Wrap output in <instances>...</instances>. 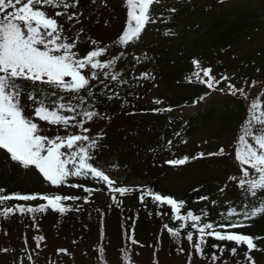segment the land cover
Wrapping results in <instances>:
<instances>
[{
  "label": "trees",
  "instance_id": "16d2710c",
  "mask_svg": "<svg viewBox=\"0 0 264 264\" xmlns=\"http://www.w3.org/2000/svg\"><path fill=\"white\" fill-rule=\"evenodd\" d=\"M106 5L105 7L104 0H97L96 4L92 0H79L78 9L71 10L83 13L79 17V23L75 20L68 21L66 17L58 18V22L64 26L66 35L69 31L75 35L80 28L84 29L78 45L79 48L81 44H85L81 55L86 54V50L91 47L87 38L100 30L99 27L105 26L111 32L110 39L105 44L110 46L106 58H111L120 51L125 52V58L117 63L115 71L127 83L121 84L103 76L101 79L105 83L91 82L95 95L88 103L93 104L103 117L110 119L94 118L85 126L90 128V135L93 137L103 132L99 146L93 152V165L105 171L110 179L109 173H128L129 179L139 180L140 183L126 185L112 179L115 182L113 187L133 189L121 195L110 192L105 183L98 182L91 176L70 177L68 184H81L83 187L73 188L64 184L55 186L51 191L49 182L42 174L37 173L33 167L18 165V162L11 160L10 154H6V150H0V189H4L0 194L56 193L88 198L87 202L83 199L66 202L72 208H81L80 211L59 214L49 209L38 214L39 231L31 226L29 215L21 216L17 213L6 219L0 216L1 234L16 238L22 236L21 253L13 254L15 248L8 246L9 251L5 256L9 264H32L27 259L28 254L33 256L35 262L33 236L43 235V242H46L53 234L65 238L68 248L82 251L94 264H107L109 250L106 237L110 233L115 234L120 241L123 264H137L134 257L141 251L149 252L153 257H157L160 251L185 254L188 257L191 249L183 236L186 231L191 230V222H188L189 227L181 233L183 251L179 252L177 243L163 229V225L176 228L183 222L175 219L170 206L159 205L150 195L146 194L141 203V189L145 193L152 189L161 195H172L177 200H184L185 206L181 214H186L188 210L200 214L199 210L207 209L208 219L213 221L219 219L220 211L226 210V202L230 201L236 206L241 204V192L237 187L232 186L230 190L227 187L224 193L219 191L232 182L229 180L230 176L237 175L233 153L191 159L197 156L191 152L188 155L189 161L179 166L170 165L166 161L183 157L177 155L178 151L174 148L178 139L177 132L184 139L213 120L222 125L221 131L237 125L241 118L246 120L247 102L227 90H209L206 85L199 83L193 75L197 72L193 60L198 59L203 68L211 67L217 78L228 75L237 87H251L253 80L257 81L256 85L264 84V0H161L150 9L156 23L147 25L140 37L129 45L114 44L127 27L126 0H106ZM172 8L177 11L172 13ZM50 14L54 12L50 10ZM149 34L152 35L150 40ZM135 56L140 57L139 62L133 59ZM144 72L154 78L140 79ZM189 77L192 78L191 83ZM218 87L226 89V84L222 83ZM163 88L171 92L169 96L164 95ZM25 89L39 93L37 99L48 97L45 101L48 105H51L53 99L58 100L60 97H64L63 102H67L77 94L40 82L34 85L27 82ZM114 93L119 95L115 96ZM78 94L86 95L83 91ZM109 95H113V99H108ZM258 95L264 96V87ZM200 96H205V99L199 100ZM21 99L24 106L33 111L35 105L27 96H22ZM156 100L162 103L156 104ZM189 107H193V112L185 114L184 110ZM114 136L121 139V145H117ZM168 141L172 143L169 144ZM149 147H152L151 152ZM160 157L169 159L164 164H159L157 160ZM170 177L182 179L184 187L176 190L174 182L163 184ZM84 188L99 190L89 194ZM113 195L121 201L119 206L112 199ZM101 196L106 199L99 200ZM200 196H208L209 200H199ZM220 196H225V199H219ZM211 200H217L218 204L213 206ZM41 202L43 201L37 200L30 204L38 205ZM15 203L25 202L12 200L5 202L3 206L10 207ZM248 223L249 227L238 231L264 236V215ZM25 236L28 238L27 245L24 243ZM133 236L136 244L131 243ZM214 243L220 242L209 237L205 248L209 259L212 252L220 256L219 251L211 247ZM257 243L258 247L264 248V242ZM231 246L228 244V248ZM100 247H103V253L99 252ZM25 248L28 249L27 253ZM124 250L128 252L127 262ZM246 250V247L238 249L235 257L226 250L216 262L228 260V263L234 264V261L240 260L244 264L243 251ZM251 255L255 264H264V251L253 250ZM195 257L201 256L192 251V259Z\"/></svg>",
  "mask_w": 264,
  "mask_h": 264
},
{
  "label": "snow or ice",
  "instance_id": "6c2138e0",
  "mask_svg": "<svg viewBox=\"0 0 264 264\" xmlns=\"http://www.w3.org/2000/svg\"><path fill=\"white\" fill-rule=\"evenodd\" d=\"M93 4L97 0H92ZM161 0H126L127 6V27L123 34L114 42L117 45H129L137 40L140 34L149 24H155L156 19L150 11L154 4H159ZM223 2V0H221ZM106 7V0H104ZM79 0H0V150H6L10 154L12 161L25 168L34 167L52 185L68 184L70 177H88L103 182L112 193L126 194L133 189L128 187H113L115 183L105 171L93 165V152L99 146V141L103 137V132L95 137L90 135V128L85 125L94 118L103 117L95 110L94 105L88 103L94 98L92 81L103 84L105 81L101 76L116 81L127 83L121 78V74L115 71L117 63L125 58V52L120 51L111 58H106L109 54V45L101 46V42L91 37L87 38L90 49L86 54L81 55L78 45L81 42V35L84 32L80 28L74 37L65 34L64 26L58 22V18L66 17L68 21L75 20L79 23V17L83 13L71 11L78 9ZM50 10L54 14H50ZM172 13L176 8L170 9ZM171 30L169 29V32ZM166 35L168 33H165ZM145 58L147 54L145 53ZM139 62L140 57H133ZM193 64L199 71L193 75L196 80L206 85L209 90L225 91L232 95H238L247 102V118L240 128V134L233 150V159L237 165V175H232L229 180L233 186L241 192V204L236 206L232 202H226V210L218 213V220L208 219L207 209H201L200 214H195L188 210L186 214H181L185 206L184 200H177L172 195H161L148 189L147 193L140 190V201L144 202L145 195H150L154 202L159 205H168L175 214L177 221H182L179 227L173 228L168 224L163 225V229L174 238L177 243V251L182 252L181 233L189 227L183 239L190 245L191 251L188 254V264H192V251L208 259L205 254L207 240L209 237L215 241L211 247L217 249L211 253L210 264H215L220 260L223 253L228 250L235 257L238 249L243 251L244 264H255L251 252L253 250L264 251L258 247V241L264 242V236L246 234L238 229L249 227V221L264 215V96L257 95L254 99L248 100V92L243 87H237L231 82L228 75H221L220 78L213 75L211 67L201 68L198 59L193 60ZM111 70V71H110ZM259 71V69H257ZM202 73V75H201ZM150 77L144 72L139 77ZM189 82L192 78L189 77ZM31 82L33 85L40 82L44 85L53 86L56 89L70 90L75 93L70 100L64 101V97L58 100L53 99L51 105L45 103L48 97H41L39 93L27 91L25 83ZM222 83L226 84V89L218 87ZM247 83V81H245ZM252 86L257 84L253 80ZM81 91L86 95H79ZM35 105L34 116L50 124L62 126L64 135L49 137L41 134L40 125L33 118L25 115V107L21 103L22 96ZM118 96V93H114ZM207 95V93H206ZM108 99H113L109 95ZM199 100H204L205 96H200ZM156 104L162 103L160 100L154 101ZM87 105V106H86ZM68 129H78V131H68ZM180 135L179 132L176 133ZM187 143V141H182ZM169 144L172 141H168ZM225 148L219 147L218 152L208 153V155H225ZM204 152H199L191 159L202 158ZM189 156L178 159H171L166 163L174 166L184 165L189 161ZM69 187L80 188L81 184H68ZM226 184L219 191L225 192ZM93 188H84V191L91 194ZM4 189H0L3 193ZM83 199L87 202V197L76 195L49 194H21L13 193L9 195L0 194V216L8 218L10 215L19 213L21 216L29 215L32 227L39 231L38 214H43L49 209L59 214H66L69 211H80L81 208H72L66 204L67 201H77ZM112 199L117 206L121 203L113 195ZM202 201L209 200L208 196H200ZM43 201L38 205L30 203H15L13 206H3L7 201ZM213 206L218 204L217 200H211ZM99 211V210H98ZM103 216V213H101ZM134 231V229H133ZM5 234H7L5 232ZM194 236L196 239L194 240ZM45 240L43 235H34L33 241L35 249L41 248V243ZM25 245L28 244L27 236L24 237ZM75 243V241H73ZM132 244L137 241L131 239ZM228 244L232 246L228 248ZM7 253L8 248L0 249ZM24 251L27 253L28 249ZM104 252L103 247L99 249ZM57 253L68 254L67 249H57ZM38 254V253H37ZM103 258V257H101ZM28 261L35 264L33 256L28 254ZM124 259L128 261V252L124 250ZM227 264V261L224 262ZM236 264H242L240 260Z\"/></svg>",
  "mask_w": 264,
  "mask_h": 264
},
{
  "label": "rangeland",
  "instance_id": "374dc122",
  "mask_svg": "<svg viewBox=\"0 0 264 264\" xmlns=\"http://www.w3.org/2000/svg\"><path fill=\"white\" fill-rule=\"evenodd\" d=\"M99 28L100 30H98L97 32H93V34L89 37L97 39L101 42V45H105L110 39L111 32L107 29L106 26ZM67 33L69 37L75 36L72 31H69ZM151 36V34L148 35V40L152 38ZM84 45L85 44L80 45V47L78 48L79 52L83 51L82 48L84 47ZM203 67L204 66H201V68ZM197 71H199V69H197ZM262 87H264V84H258L254 87L251 86L246 88L245 91L249 94L248 100L250 101L253 97L258 95ZM163 90L165 92L164 95H170L171 92L167 91V89L163 88ZM22 105H24V103H22ZM184 112L185 114L193 112V107L185 109ZM25 115L33 118L34 121L40 125V128L42 129L41 134L48 135L50 138L57 134H65V130L62 126L50 124L47 121L40 120L39 118L34 116V111L29 109L28 107H25ZM244 121L245 119L241 118L238 121L237 125L231 126L228 129L221 131L222 125L217 120H213L209 124L205 126L202 125L200 128H198L194 135L189 138L184 137V139H182V136L179 135L174 145V148H176L178 151L177 155L188 156L191 152L196 154H198L199 152H204L205 155H208V153L218 152L219 147H224L225 153L228 155H232L238 135L240 134V128ZM68 131L75 132L78 131V129H68ZM113 139L117 143V145H121L120 138L114 136ZM185 140L187 141V143L182 142ZM150 148L152 149V147L148 148L149 152H151ZM166 159L169 158L160 157L157 162L159 164H164V161ZM102 166L104 169L105 166L103 164ZM113 179L119 182V184L137 185L140 183L139 180L129 179L128 173L115 174L113 175ZM170 182L175 183L176 188L174 189L176 190H181L185 185L182 179L176 177H170L164 180L163 184H168ZM49 184L50 189H52L51 191H53L55 189V185H52L50 182ZM232 186L233 182L228 185V190H230ZM105 199V196H101L99 200L104 201ZM219 199H225V196H220ZM106 240L109 250V256H107V264H123L122 249L120 247V241L118 237L115 234L110 233L109 235H107ZM21 242L22 236L20 238H16L14 236L10 237L8 235H3L0 233V249L6 247L8 248V246L12 245V248H15V252H13V254H19L21 253V250L23 248ZM66 247L67 250L69 249L68 254L57 253V249H65ZM32 249H34L35 252L36 264H94L89 256L83 254L82 251L78 249L73 250L71 249V247L68 248V244L66 243L65 238L55 234L48 238L46 242H42L40 249H35L34 245L32 246ZM134 258L137 264H188V257L185 254H174L169 251H160L157 257H153L149 252L141 251L140 253L135 254ZM225 261L226 260L219 261L218 263L215 262V264H224ZM0 264H9L6 259L5 253L2 251H0ZM192 264H210V259L195 257L192 259ZM227 264L233 263H228L227 260ZM234 264H236V261H234Z\"/></svg>",
  "mask_w": 264,
  "mask_h": 264
}]
</instances>
